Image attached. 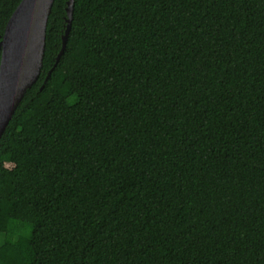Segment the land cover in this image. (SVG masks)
<instances>
[{"label": "trees", "instance_id": "obj_1", "mask_svg": "<svg viewBox=\"0 0 264 264\" xmlns=\"http://www.w3.org/2000/svg\"><path fill=\"white\" fill-rule=\"evenodd\" d=\"M67 1L0 140V264H264V0H74L57 63Z\"/></svg>", "mask_w": 264, "mask_h": 264}, {"label": "water", "instance_id": "obj_2", "mask_svg": "<svg viewBox=\"0 0 264 264\" xmlns=\"http://www.w3.org/2000/svg\"><path fill=\"white\" fill-rule=\"evenodd\" d=\"M54 3L55 0H22L5 28L0 41V140L28 90L41 75ZM73 10L74 0H68L67 26L57 63L66 48Z\"/></svg>", "mask_w": 264, "mask_h": 264}]
</instances>
